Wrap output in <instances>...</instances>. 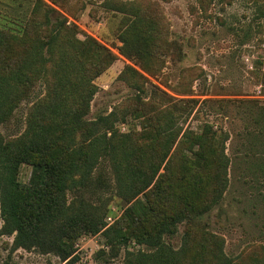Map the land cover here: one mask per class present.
Returning a JSON list of instances; mask_svg holds the SVG:
<instances>
[{
    "label": "rangeland",
    "instance_id": "obj_1",
    "mask_svg": "<svg viewBox=\"0 0 264 264\" xmlns=\"http://www.w3.org/2000/svg\"><path fill=\"white\" fill-rule=\"evenodd\" d=\"M35 1L0 0V25L19 31ZM44 1L77 26L81 39L92 37L113 54L94 81L97 93L89 117L116 105H121L120 114L131 115L137 97L156 96L160 107H175L171 109L175 128L196 133L204 129L215 135L220 150L223 145V191L206 215L209 234L194 230L190 235V228L178 227L162 238L161 246L128 241L112 229L127 205L120 195L113 155L106 156L83 184L66 192L65 200L73 211L106 207L104 229L110 233L80 234L68 244L72 253L63 261L48 244L46 248L20 244L4 216L0 194V264H148L170 253L178 259L176 264H264V86L259 92L264 85V0ZM56 26L51 23L40 36L57 32ZM121 37L129 41L130 53L135 47L151 51L153 72L144 70L134 54L122 53ZM86 58L90 67L97 59L91 54ZM127 67L143 77L132 75ZM45 92L38 81L33 93ZM31 105L32 100L23 99L0 124L6 140L25 131ZM164 119L159 113L150 121V133L132 139L148 141ZM131 125L117 122L116 128L121 133L130 127L142 129ZM32 174L33 167L23 164L18 181L27 183Z\"/></svg>",
    "mask_w": 264,
    "mask_h": 264
},
{
    "label": "trees",
    "instance_id": "obj_2",
    "mask_svg": "<svg viewBox=\"0 0 264 264\" xmlns=\"http://www.w3.org/2000/svg\"><path fill=\"white\" fill-rule=\"evenodd\" d=\"M55 22L57 32L41 37L39 31ZM21 26L15 31L0 25V124L23 99L32 100L22 134L6 140L0 131L2 209L20 244L29 248L48 244L66 261L72 253L68 244L80 234L108 235L111 230L104 229L103 220L106 207L73 211L65 197L111 155L127 205L112 227L118 236L161 246L162 238L178 227L190 228V235L194 230L209 234L206 215L221 197L225 169L223 145L220 150L215 135L204 129L196 133L175 128L171 110L175 107H160L156 96L137 97L131 115L120 114L121 105H116L89 117L97 93L94 81L112 62L111 51L92 37L81 39L77 26L44 0L35 1ZM121 38L122 53L134 54L144 70L153 72L151 51L135 47L130 53L129 41ZM88 54L97 58L91 60V67ZM126 71L143 77L132 67ZM38 81L48 91L42 96L33 93ZM145 108L151 109L150 115L139 113ZM159 113L165 117L158 124L159 132L149 135L148 141L132 139L150 133V121ZM117 122L139 124L142 129L130 127L121 133ZM23 164L33 167L27 183L18 181ZM176 262L170 253L148 264Z\"/></svg>",
    "mask_w": 264,
    "mask_h": 264
},
{
    "label": "built area",
    "instance_id": "obj_3",
    "mask_svg": "<svg viewBox=\"0 0 264 264\" xmlns=\"http://www.w3.org/2000/svg\"><path fill=\"white\" fill-rule=\"evenodd\" d=\"M262 47H263V50H264V43L262 44ZM262 62H263V69H264V53H263ZM263 71H264V70H263ZM263 86H264V85H261V86L259 87V92H261V89H263ZM262 97H264V96L262 95Z\"/></svg>",
    "mask_w": 264,
    "mask_h": 264
}]
</instances>
